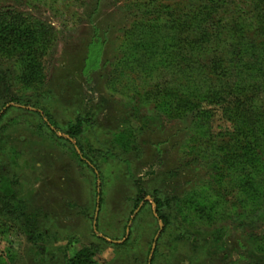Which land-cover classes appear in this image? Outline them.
<instances>
[{"label": "rangeland", "instance_id": "obj_1", "mask_svg": "<svg viewBox=\"0 0 264 264\" xmlns=\"http://www.w3.org/2000/svg\"><path fill=\"white\" fill-rule=\"evenodd\" d=\"M238 1L246 14L227 26L258 45L247 61L261 90L237 122L207 101L214 75L164 59L168 35L193 40L172 24L202 0H0V29L26 18L46 41L35 80L19 51L0 50V264H69L92 245L97 264H264L251 116L264 109V3L251 14Z\"/></svg>", "mask_w": 264, "mask_h": 264}, {"label": "trees", "instance_id": "obj_2", "mask_svg": "<svg viewBox=\"0 0 264 264\" xmlns=\"http://www.w3.org/2000/svg\"><path fill=\"white\" fill-rule=\"evenodd\" d=\"M248 3L251 7L250 13L254 14V10L259 9L264 0H248ZM239 4L238 0H202L198 12L191 20L192 23L189 15H183L178 18L177 23L175 21L172 24L174 28L180 29L181 34L184 36H187V33L194 32V34L192 33L194 35L193 40L180 37L171 39L168 35L165 38L166 56L164 57L167 63L170 62V66H178L183 73L196 72V75L206 81L209 80L207 78L208 73L214 75L219 84L214 81L213 84L207 86L206 89L209 92L207 101L212 104L227 102L228 106L232 105L235 109L233 120L237 122L240 119L245 121L246 112L251 111L250 104H252L254 96L261 90L260 85L255 80L257 76L249 72L247 61L251 57H259L260 49L258 45L253 40L246 39L243 35L237 36L238 32L235 33L236 31L232 33L239 26L238 23L227 26L229 25V18L226 17L227 13L231 16H239L241 19L246 14V10L241 9ZM223 10L225 13L221 12ZM259 20L260 16L256 17L255 24L258 26L260 24ZM240 29L242 31V28ZM259 29L264 32V25H260ZM39 34L40 30L37 29V26L28 25L26 18L20 24L7 22L0 29V50L9 52V47H12L13 51H19L21 56L25 57L24 62L29 80L38 79L36 73L40 69V60L44 54L43 49L46 41L41 35L39 37ZM196 36L200 40H194ZM139 48H142V44L136 46L133 50L134 53H130V56L136 58L135 60H140L139 55L136 54ZM248 48H251V51ZM249 52H251V55H247ZM225 53L227 57L224 56ZM250 78L255 81H250ZM206 81L199 82L200 89L208 85L205 84ZM200 105L201 103L197 107ZM252 115L257 119L255 123L259 122L254 131L258 140L263 142L262 147L264 148V109L258 110L257 113H252ZM48 123H50L49 127L53 129L52 132L57 133L58 129L54 130V123H51L50 119L46 121V124ZM82 125V121L78 120L76 124L69 126L67 134L72 139H76L81 133ZM240 134L245 135V130L243 128L241 130L239 127L235 128L234 141H238ZM144 199L145 195L142 192L135 200L136 209ZM155 203L157 218L166 224V216L161 210V201L155 200ZM95 251L96 246L94 245L86 247L69 260V264H97L94 260Z\"/></svg>", "mask_w": 264, "mask_h": 264}, {"label": "water", "instance_id": "obj_3", "mask_svg": "<svg viewBox=\"0 0 264 264\" xmlns=\"http://www.w3.org/2000/svg\"><path fill=\"white\" fill-rule=\"evenodd\" d=\"M162 227H163V225H162ZM157 238H158V236L155 238V242H156ZM154 249H155V243H154V245L152 247V250H154Z\"/></svg>", "mask_w": 264, "mask_h": 264}]
</instances>
